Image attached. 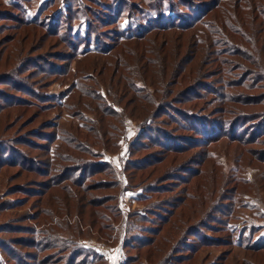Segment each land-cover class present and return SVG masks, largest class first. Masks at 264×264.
Returning a JSON list of instances; mask_svg holds the SVG:
<instances>
[{
  "label": "trees",
  "instance_id": "16d2710c",
  "mask_svg": "<svg viewBox=\"0 0 264 264\" xmlns=\"http://www.w3.org/2000/svg\"><path fill=\"white\" fill-rule=\"evenodd\" d=\"M32 5L0 0V183L6 190L0 196V264H109L83 239L94 233L115 241L122 224L124 247L138 251L127 253L123 264H183L197 249L185 245L190 255L178 250L182 226L193 235L226 202L229 221L259 216H240L241 194H226L227 182L174 162L196 149L205 161L210 146L227 138L240 155L251 153L264 165V148H248L264 147V0H47L31 16ZM198 25L208 34L195 40ZM56 81L68 87L49 94ZM206 93L217 98L214 115L198 111ZM56 111L57 118L66 112L79 122L63 128L51 116ZM127 118L139 129L128 143L124 187L141 188L140 200L160 223L138 236L130 234L137 222L129 230L128 218L150 221L149 214L124 220L119 194L101 193L123 186L108 177L105 151L119 147ZM187 172L192 175L185 179L180 173ZM177 179L186 185L198 179L193 185L203 193L184 186L176 194L166 183ZM16 193L23 196L11 198ZM154 195L159 201L152 202ZM229 228L225 243L244 247V233L234 227V239ZM199 241L222 244L204 236ZM248 245L264 250V241Z\"/></svg>",
  "mask_w": 264,
  "mask_h": 264
},
{
  "label": "rangeland",
  "instance_id": "374dc122",
  "mask_svg": "<svg viewBox=\"0 0 264 264\" xmlns=\"http://www.w3.org/2000/svg\"><path fill=\"white\" fill-rule=\"evenodd\" d=\"M8 3L14 2L15 0H6ZM47 0H31V4H33L31 8L28 7V11L31 13L30 15L33 16L37 10L38 7L45 4ZM198 2H210L212 0H197ZM28 5V4H26ZM67 3L64 1L62 3V6H66ZM60 11V7L54 8L55 14H57ZM212 15H209L207 17V20L211 21V24L213 22ZM100 29H103L105 34H109L111 31L110 29L100 26ZM196 29H199L196 31L195 40L199 39L198 37H204V35L208 34V30L206 27H203L202 25H198ZM195 29V30H196ZM9 32V31H7ZM193 31H190L189 33H183V35H187L184 37V40L189 36V34ZM191 34V35H192ZM204 34V35H203ZM198 36V37H197ZM183 37V36H181ZM194 38L191 40L193 42ZM183 41V40H182ZM62 48V47H60ZM63 49V48H62ZM180 54L179 56H184L185 53H188L187 50H185L184 47L180 48ZM60 50V49H59ZM177 56V54H176ZM189 58L193 57V54L191 57L188 55ZM75 63V62H74ZM197 68V66H195ZM206 69V68H205ZM208 80V79H207ZM211 80V79H210ZM211 82V81H210ZM69 84V83H68ZM68 84H63L61 81L53 82L48 87L49 94H58L59 92H62L68 87ZM105 89L104 86L102 90ZM106 90H104L105 92ZM218 106V101L215 95L206 93L203 100L199 103L198 111L202 114H206V112H211L212 108H216ZM215 110V109H214ZM56 113H52L51 116H53V120L55 122H59L62 127L68 128L71 124H75L79 122L76 117H72L66 112L62 114V116L57 118ZM215 113H213L214 115ZM93 116V115H92ZM90 116V117H92ZM56 117V118H54ZM52 118V117H51ZM42 119L37 120L34 124L31 126L33 128L37 127ZM138 125L137 122L134 120L127 118V120L124 123V129L123 134L121 136L119 147L116 149H112L109 152H106L105 158L108 159L111 162V169L109 170L110 175L108 176L111 178H118L122 180L123 186L108 189L106 191H102L101 193H117L119 194L118 198V205L122 209V214L125 220V217H127V214H134L135 212H138L140 216H144L146 214H149L148 217H150L146 221L145 218L141 217H132L130 220L128 218L129 230H131L132 226L134 225V221L137 223L135 226V230L131 231L130 234H136L141 235L145 234V230H149V227L153 224H160L159 220H157L156 215L153 216L150 212H153L152 210L148 208V204L146 201L140 200V197L144 193V191L140 188L136 189L135 187L127 188L124 187L126 184H128L127 179V173L124 172V165L126 163V160L129 157V150H128V143L132 139V137L135 135V133L138 131ZM180 136H193L194 133L191 131H180ZM186 134V135H185ZM176 142V141H175ZM56 144H59V141H57ZM248 148H258L263 149L264 147L261 145H254ZM93 149L95 151L99 150V147L93 146ZM103 150V149H100ZM202 149H196L192 150L190 152H187L179 157H176L177 160H175L174 164H179L182 168H187L184 170H188V167L193 168V173L196 170L201 171V175L208 176V178L211 176L215 179L218 183H224L227 182L225 185L228 187L226 194L230 192H237L241 194V197L239 198L238 204H240L239 213L242 218L249 219L252 214L259 213L258 217H252L253 221L255 222H249L243 219V221L233 219L227 220V215L223 212L225 211V207H229L230 203H220L218 208L215 212L209 214V216L205 217L203 219V227H200L199 229H193V235H190V231L186 229L187 227L182 226L184 228L182 235V242L180 244V248L178 249L182 250V254H191V252L186 251L187 250V244H192L193 249V258L189 260H186L183 262V264H264V250L259 249H253L250 244L251 242L255 243L257 241H264V165L261 162H258L256 159H254L251 153H244L243 155H240V150L237 149L236 144H230L227 138H223L218 143H215L214 145H211L209 148V153L207 154V160H203V155L200 152ZM212 154L211 158L209 159V156ZM252 155V156H251ZM191 157V159H189ZM189 159V160H188ZM192 160V161H191ZM203 160V161H202ZM201 162H205L204 164ZM171 160H168L166 162L167 166H170ZM201 163V164H200ZM160 167H163L160 166ZM164 168V167H163ZM113 172V173H112ZM112 173V174H111ZM192 173V172H189ZM187 173H180L183 177L190 178L192 174ZM203 173V174H202ZM180 176V175H177ZM38 178V177H37ZM98 178V177H96ZM185 179H177L174 181L175 183H166L170 190H173L178 194V190H181L182 187L188 186L189 190L193 192V195H198L199 193H203V190H197L196 187L193 185L194 182H196L198 179H193L192 182L186 183L184 182ZM183 181V182H182ZM180 182V183H179ZM134 184V182H133ZM170 184V185H169ZM174 184V185H171ZM176 184V185H175ZM218 187V188H217ZM174 188V189H173ZM213 189H217L219 191V186L213 187ZM221 189V188H220ZM6 190H4V187H1L0 183V196L4 195ZM192 192H189L188 195L191 196ZM198 193V194H197ZM175 194V193H173ZM218 192L214 195V197H217ZM171 195V194H169ZM200 195V194H199ZM23 195L20 193H16L11 195V198H20ZM158 195H154L152 202L159 201L157 199ZM164 196H167L164 195ZM5 198V197H4ZM166 198V197H164ZM33 201V198L31 199ZM113 203V201H111ZM240 202V203H239ZM29 210V206H25L22 209H20V214L22 215L21 218H24V212H27ZM17 211V212H19ZM15 212V211H14ZM138 219V221H137ZM23 220V219H22ZM250 223V224H249ZM25 224V223H23ZM254 224V225H253ZM229 225L232 226L231 231V238H236L237 233H234L235 229L234 227H237L238 234L244 233V247L239 246L237 243L236 245H228L226 244V240L229 239L227 235V231L230 230ZM251 225L255 226L252 229ZM123 226V228H122ZM154 226V225H153ZM224 229H222V227ZM121 229V235L118 237L117 240L106 242L104 240L99 239L94 233L88 234L86 238L83 239V242L88 246H93L94 248L98 249L100 252H103L106 254V256L109 259V264H123V262L126 259L127 253L131 254H138L137 250H134L132 248L128 249L124 247V241L123 238L125 236V233L123 231L126 230V225L122 224L120 226ZM226 228V232H225ZM229 228V229H228ZM185 233V234H184ZM148 234V233H146ZM180 235V236H181ZM209 237V238H218L222 240V244L220 245H208L207 243H201V238ZM179 236V237H180ZM200 237V238H199ZM161 238V235L159 236ZM178 238V237H177ZM159 240V239H158ZM210 241V240H209ZM213 243V242H211ZM210 244V243H209ZM185 245L187 247H185ZM247 246V247H245ZM143 256L148 251L147 249L142 250ZM167 254L162 255L165 257ZM161 258L160 256H158ZM162 257V258H163ZM168 263L172 262V259L168 258Z\"/></svg>",
  "mask_w": 264,
  "mask_h": 264
}]
</instances>
